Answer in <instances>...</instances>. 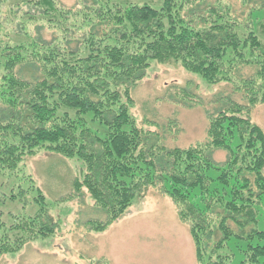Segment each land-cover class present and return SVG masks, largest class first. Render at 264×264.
I'll return each instance as SVG.
<instances>
[{"label": "trees", "instance_id": "1", "mask_svg": "<svg viewBox=\"0 0 264 264\" xmlns=\"http://www.w3.org/2000/svg\"><path fill=\"white\" fill-rule=\"evenodd\" d=\"M250 1L263 5L243 24L220 1L88 0L68 9L59 0H0V9L26 6L25 18L36 22L33 33L22 24V42L0 45V258L57 232L45 195L20 170L45 150L82 163L73 195L87 190L108 214L88 222L93 231H105L153 187L180 205L198 264H264V130L252 120L264 104V26L254 18L264 0ZM153 63L235 84L245 104L208 110L205 143L166 148L131 113L132 91ZM246 66L257 73L240 79ZM218 150L228 155L223 165L212 160ZM21 202L36 213L6 211Z\"/></svg>", "mask_w": 264, "mask_h": 264}, {"label": "rangeland", "instance_id": "2", "mask_svg": "<svg viewBox=\"0 0 264 264\" xmlns=\"http://www.w3.org/2000/svg\"><path fill=\"white\" fill-rule=\"evenodd\" d=\"M219 1L231 5L234 16L243 24L251 8L263 5L254 1L245 4L244 0H206L210 5ZM59 2L71 9L80 8L88 0ZM26 11V6L20 10L14 5L1 7L0 45L22 42V24L30 33L35 31L36 22L27 21ZM254 18L264 26V12ZM259 27V31H264ZM51 34L45 32L44 37L50 41ZM257 70L256 66L243 67L238 77L250 79ZM174 87L187 89L189 94L183 92V97L178 98L180 89ZM235 88V84L225 82L209 84L178 63H153L132 91L131 113L141 129L160 135L159 144L186 149L208 140V110L215 112L228 100L245 104ZM252 120L264 130V104L253 109ZM227 157L222 150L212 153L217 165H223ZM20 170L45 195L49 217L58 224L57 232L53 237L28 242L17 254L2 256L0 264H198L190 224L181 219L180 205L159 189L145 188L119 220L105 231L95 232L88 222L104 223L108 214L95 207L87 190L78 198L73 195L75 180L84 177L82 163L43 150L26 158ZM23 204L9 205L6 211L21 216L36 213L34 206H27L24 211ZM260 213L263 216L262 209ZM2 219L11 222L7 216ZM261 227L264 230V224Z\"/></svg>", "mask_w": 264, "mask_h": 264}]
</instances>
